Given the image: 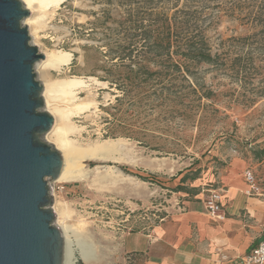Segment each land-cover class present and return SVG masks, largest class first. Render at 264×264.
Here are the masks:
<instances>
[{"label": "rangeland", "instance_id": "1", "mask_svg": "<svg viewBox=\"0 0 264 264\" xmlns=\"http://www.w3.org/2000/svg\"><path fill=\"white\" fill-rule=\"evenodd\" d=\"M53 7L36 8L29 33L46 58L72 55L42 76L43 86L83 82L70 104L54 103L89 105L69 116L68 139L78 148L122 142L120 163L86 159L83 179L49 181L76 264H147L148 256L128 251L130 235L152 234L187 201L227 190L225 181L246 188L248 172L264 194V157H256L264 150V0H65ZM158 18L180 29L171 52L192 43L213 61H187L190 72L180 73L165 56L152 60L142 46L152 43L145 33L155 36ZM130 47L142 52L136 61L148 71L176 77L160 97L145 100L150 87L128 79L121 58Z\"/></svg>", "mask_w": 264, "mask_h": 264}, {"label": "water", "instance_id": "2", "mask_svg": "<svg viewBox=\"0 0 264 264\" xmlns=\"http://www.w3.org/2000/svg\"><path fill=\"white\" fill-rule=\"evenodd\" d=\"M30 15L21 0H0V264H63L49 186L62 174L63 157L46 140L55 118Z\"/></svg>", "mask_w": 264, "mask_h": 264}, {"label": "crops", "instance_id": "3", "mask_svg": "<svg viewBox=\"0 0 264 264\" xmlns=\"http://www.w3.org/2000/svg\"><path fill=\"white\" fill-rule=\"evenodd\" d=\"M225 182L227 190L219 189L225 221L213 219L205 202L189 200L152 234L130 235L128 251L148 256L147 264H244L264 240V198L248 197L241 180Z\"/></svg>", "mask_w": 264, "mask_h": 264}, {"label": "bare ground", "instance_id": "4", "mask_svg": "<svg viewBox=\"0 0 264 264\" xmlns=\"http://www.w3.org/2000/svg\"><path fill=\"white\" fill-rule=\"evenodd\" d=\"M21 1L24 3L25 7L32 12L31 17L33 19L31 24H34V22L38 21L34 15L36 8L41 11L49 8L50 6L58 7L65 0ZM71 58L72 55L65 52L56 51L48 54L45 61H42V76L49 78V69H60V67H62L63 64L68 63ZM82 84L83 82L77 79L57 82H51L48 79L44 84L45 103L52 112V116L55 118V125L49 135H47L46 140L50 141V139H53L54 146L61 152L63 157V169L60 178L57 180L58 182H68L72 180L83 179L85 174L82 163L86 159H96L99 161L111 159L117 163L123 161L122 157L115 156L117 153L121 152V141H106L104 143L95 144L87 148H78L68 139V134L73 130L71 125L68 124L69 116L71 114L80 113L81 111L88 109L89 105H76V103L73 102L75 104L72 107L66 105L65 108H63L55 104L57 101H59L58 99L70 104L75 100L74 90ZM58 104L60 103L58 102ZM61 221L60 214H58V225L61 227L65 238L63 264H76V250L70 244H68V241L66 240L68 227Z\"/></svg>", "mask_w": 264, "mask_h": 264}, {"label": "trees", "instance_id": "5", "mask_svg": "<svg viewBox=\"0 0 264 264\" xmlns=\"http://www.w3.org/2000/svg\"><path fill=\"white\" fill-rule=\"evenodd\" d=\"M156 23H158V28L155 32V36L149 32L145 33L146 40L153 39L152 43L147 41L145 45L142 46L144 49L149 47L147 50L151 51L154 58L152 60H156V63H158V58L162 60L165 56L171 62V66L174 70L181 73L183 68H186L189 73L190 71L188 67H186L187 61H194L196 63H211L213 61L211 54L201 48H196L192 43H186L185 45L187 48L184 51L171 52L174 44L178 43L181 37L177 22L168 18L161 21L158 18ZM127 50L128 52L125 53L121 60L122 63L130 69V72H132V74L130 73V75H128V79H131L134 82L137 80H143L142 85L150 87L148 92H145V100L153 97H160V94L168 88L167 83H172L176 77L172 79L167 77V75L163 76L161 73L148 71V66H146V64L144 65L141 62L136 61L142 52L135 54L138 50L136 48L131 49V47ZM174 56H179V60H175ZM143 60L147 61L144 58ZM135 69H137V71H135ZM140 75L144 77L140 78ZM123 86V88L126 89V85ZM122 91H124V93L126 92L125 90ZM256 157H264V150L257 152ZM187 178L188 177H184L182 183H185ZM180 188L181 190H185L183 189L184 187Z\"/></svg>", "mask_w": 264, "mask_h": 264}, {"label": "built area", "instance_id": "6", "mask_svg": "<svg viewBox=\"0 0 264 264\" xmlns=\"http://www.w3.org/2000/svg\"><path fill=\"white\" fill-rule=\"evenodd\" d=\"M246 181L248 183V190L246 195L248 197H258L263 198L264 194L260 186L257 185L253 173L248 172L245 175ZM221 190L213 191L211 196L205 202V207L209 215L219 221L223 222L226 219V212L221 204L222 195ZM244 264H264V240L255 247L249 255L243 260Z\"/></svg>", "mask_w": 264, "mask_h": 264}]
</instances>
